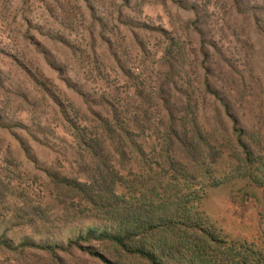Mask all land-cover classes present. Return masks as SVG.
Returning <instances> with one entry per match:
<instances>
[{"label": "rangeland", "instance_id": "1", "mask_svg": "<svg viewBox=\"0 0 264 264\" xmlns=\"http://www.w3.org/2000/svg\"><path fill=\"white\" fill-rule=\"evenodd\" d=\"M111 111L139 151L122 146L120 156L100 134L98 115ZM79 134L102 138L99 168L119 169L117 181L158 164L165 177L173 167L190 171L205 222L226 240L260 245L264 0H0V235L12 246L64 245L89 223L82 199L55 184L97 165ZM57 256L101 264L76 250ZM24 258L49 259L34 247ZM0 264L17 260L0 253Z\"/></svg>", "mask_w": 264, "mask_h": 264}, {"label": "trees", "instance_id": "2", "mask_svg": "<svg viewBox=\"0 0 264 264\" xmlns=\"http://www.w3.org/2000/svg\"><path fill=\"white\" fill-rule=\"evenodd\" d=\"M109 116L98 115L103 138L108 139L113 149H118L120 156L124 152L122 146L139 151L127 124L120 121L114 111ZM230 118L231 130L239 144L241 130L234 117L230 115ZM170 121L162 152L158 155L163 161L167 160L171 134H175V125ZM77 136L97 165L87 177L62 176L55 184L60 193L82 199L89 223L74 237H68L64 245L32 244L22 240L12 246L1 234L0 253L12 255L17 264H29L24 257L25 249L30 247L46 253L48 264H65L57 256L58 250L80 251L101 264H264V241L258 245L254 241L226 240L205 222L197 208L200 196L187 183L194 178L190 171L172 164L173 168L165 177L158 164L155 169L143 167L135 181H117L115 175L120 173L119 169L99 168L98 163L106 164L105 156L100 153L102 138L97 135L84 140L81 134ZM243 152L247 155L245 148ZM139 157L143 158L140 152ZM194 165L200 168V176L204 178L205 169L196 160ZM253 179L261 184L259 175ZM34 216L40 220L45 218L38 207L34 208ZM99 248H103L106 255L98 251Z\"/></svg>", "mask_w": 264, "mask_h": 264}]
</instances>
